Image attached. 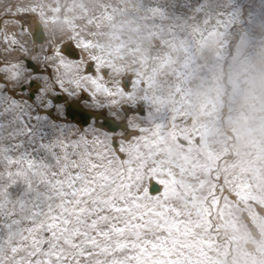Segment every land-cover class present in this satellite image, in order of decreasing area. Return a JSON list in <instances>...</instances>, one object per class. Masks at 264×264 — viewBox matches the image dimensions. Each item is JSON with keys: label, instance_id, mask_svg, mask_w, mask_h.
Returning <instances> with one entry per match:
<instances>
[{"label": "snow or ice", "instance_id": "1", "mask_svg": "<svg viewBox=\"0 0 264 264\" xmlns=\"http://www.w3.org/2000/svg\"><path fill=\"white\" fill-rule=\"evenodd\" d=\"M208 6L181 0L161 19L195 43L190 22ZM4 42L27 56L15 35ZM73 46L88 45L0 63V264H211L226 192L243 199L242 187L210 154L186 182L205 149L176 102L150 78L106 79L118 71Z\"/></svg>", "mask_w": 264, "mask_h": 264}, {"label": "rangeland", "instance_id": "2", "mask_svg": "<svg viewBox=\"0 0 264 264\" xmlns=\"http://www.w3.org/2000/svg\"><path fill=\"white\" fill-rule=\"evenodd\" d=\"M180 3L0 0V20L15 27V38L28 49L25 56L2 37L0 61L38 54L22 20L41 15L51 22L49 31L59 46L86 43L81 49L89 51V59L102 56L111 64L118 76L110 79L150 78L154 93L176 102L183 113L178 122L193 143L208 140L205 151L192 153L195 168L186 182L203 179L210 154L221 181L227 177L244 192L243 199L226 192L231 206L209 253L211 264H264V0H208L205 14L190 22L199 29L195 43H185L189 37L183 31L170 33L172 21L161 19L163 11L172 13ZM61 7L65 19L53 17ZM53 45L40 50L50 52Z\"/></svg>", "mask_w": 264, "mask_h": 264}, {"label": "bare ground", "instance_id": "3", "mask_svg": "<svg viewBox=\"0 0 264 264\" xmlns=\"http://www.w3.org/2000/svg\"><path fill=\"white\" fill-rule=\"evenodd\" d=\"M62 6V5H61ZM54 15H53V17H56V18H64L65 19V17H64V13H63V10H62V7L60 8V9H58L57 11H55L54 13H53ZM66 16H67V18H69V20L72 22L73 21V25L74 24H76V26H77V21L75 22L74 20H73V17L70 15V16H68L67 14H66ZM53 17H51L52 19H53ZM68 19H67V21H69ZM52 22H53V20H51ZM55 21V20H54ZM22 22L24 23V28L28 31V33H29V35L33 38L32 40H33V42H34V44H35V46L37 47V49H36V51H39V49L40 48H44L45 46H47L48 45V43H55V45H53L54 46V48L55 47H62V48H66V47H68L70 44H68V42L66 43L65 41L63 42V44L61 45V46H59L60 45V43L58 44V43H56L55 42V36H53L52 34L53 33H51L50 31H49V27H50V23L51 22H49L48 20H45L44 19V17L43 16H41V15H38V16H34V15H29L28 17H26L24 20H22ZM56 22V21H55ZM51 26H52V24H51ZM72 26V25H71ZM72 28H73V26H72ZM54 29V28H53ZM15 32H16V29H15V27L14 26H12L11 25V23H9V24H6V22L4 21V20H0V38H2V37H4V35L5 34H7L9 37H11V36H13V35H15ZM55 34V33H54ZM227 38V37H226ZM230 39V38H229ZM228 39V40H229ZM226 40V39H225ZM224 40V42L226 43V41ZM227 43H229V42H227ZM76 44V43H75ZM230 44V43H229ZM228 44V45H229ZM155 45H157V43L155 42ZM223 45V44H222ZM73 51H75V52H78L79 53V55H81L83 58H84V60L87 62L88 60H89V51L87 50H84V48L83 49H80V50H77V49H75L74 48V46H73ZM24 59H26V60H30L29 58H24ZM5 60H7V59H1V61H0V63H3ZM7 61H12V60H9V58H8V60ZM242 63V62H241ZM223 65V64H222ZM245 65V64H244ZM220 66V65H219ZM246 66H247V64H246ZM222 67V66H221ZM245 67V66H244ZM246 69V68H245ZM218 71V70H217ZM219 71H220V69H219ZM220 73H222V70L220 71ZM219 73V74H220ZM218 75V74H217ZM221 76V75H220ZM223 76V75H222ZM106 79H110L109 77H106ZM222 79V78H221ZM220 79V80H221ZM123 80H129V79H123ZM219 80V79H218ZM232 82V81H231ZM230 83V82H229ZM232 83H235V81L234 82H232ZM237 85V84H236ZM221 85H219V87H220ZM222 86H223V84H222ZM231 86V85H230ZM236 87V86H235ZM235 87H233V89H235ZM237 88V87H236ZM216 91V90H215ZM220 91V90H219ZM234 92V91H233ZM216 94V93H215ZM236 94V93H235ZM219 97V96H218ZM234 99V98H233ZM232 101V100H231ZM234 101H235V104H238L239 103V99H237L236 98V96H235V99H234ZM217 102V101H216ZM223 102V101H222ZM235 107V106H234ZM234 107H233V109H234ZM230 108V107H229ZM232 108V107H231ZM237 108V107H236ZM214 111V110H213ZM237 111V110H236ZM239 111V110H238ZM143 123V122H142ZM189 123V122H188ZM202 142H203V145H204V149L205 148H207V141L208 140H206V141H203V140H201ZM212 156V155H211Z\"/></svg>", "mask_w": 264, "mask_h": 264}]
</instances>
